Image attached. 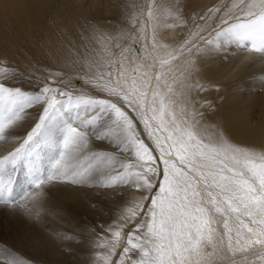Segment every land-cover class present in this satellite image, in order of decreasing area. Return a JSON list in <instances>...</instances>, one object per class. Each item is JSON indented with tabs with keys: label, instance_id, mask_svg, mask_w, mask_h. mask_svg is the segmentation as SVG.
I'll list each match as a JSON object with an SVG mask.
<instances>
[{
	"label": "snow or ice",
	"instance_id": "6c2138e0",
	"mask_svg": "<svg viewBox=\"0 0 264 264\" xmlns=\"http://www.w3.org/2000/svg\"><path fill=\"white\" fill-rule=\"evenodd\" d=\"M123 7L115 25L58 26L59 70L0 63V212L40 222L52 187L89 188L110 222L53 232L87 264H264V145L229 139L201 95L221 87L209 61H264V0ZM0 264L23 260L0 242Z\"/></svg>",
	"mask_w": 264,
	"mask_h": 264
},
{
	"label": "bare ground",
	"instance_id": "6f19581e",
	"mask_svg": "<svg viewBox=\"0 0 264 264\" xmlns=\"http://www.w3.org/2000/svg\"><path fill=\"white\" fill-rule=\"evenodd\" d=\"M126 2L127 0H0V57L5 58L0 63L13 64L24 72L25 77L33 73L59 70L63 66V53L58 51L56 44L58 26L72 28L77 23H84L85 19L102 25L118 24L123 19V5ZM137 2L145 3L150 0ZM183 2L187 11L202 13L213 5L231 3L232 0ZM161 35L167 43L178 38L171 29H162ZM248 61L235 50L221 64L209 61L203 67V74L221 87L219 92L211 90L201 95L207 97L214 105V110L207 113L208 119L219 125L229 139L240 144L261 146L264 145V61L259 60L256 67L260 72L258 76L262 77L263 81L258 87L259 92L246 93L244 99L240 98L242 87L245 88L248 79L252 81L253 78L250 77V72L237 77L232 75L236 65L241 67ZM174 63L178 66L179 59ZM252 69L255 67L250 68V71ZM20 81L19 84L27 83V79ZM250 94L251 102L248 101ZM250 113L254 115L251 116ZM57 195L59 196L58 193ZM87 201L102 205L104 211L99 214V218L90 217L89 209L80 216L81 206L75 213L80 216L76 224L98 226L103 222H110L109 213L116 207L111 199L105 198L102 201L98 197H87ZM73 212L74 210L62 206L63 215H71ZM75 225L65 226V232H78ZM31 232L36 238L37 228H33ZM67 250L70 255H65L69 258H56L54 261L57 264H87L86 245H71Z\"/></svg>",
	"mask_w": 264,
	"mask_h": 264
},
{
	"label": "rangeland",
	"instance_id": "374dc122",
	"mask_svg": "<svg viewBox=\"0 0 264 264\" xmlns=\"http://www.w3.org/2000/svg\"><path fill=\"white\" fill-rule=\"evenodd\" d=\"M145 2V0H144ZM186 12L191 13L190 10ZM193 13V10H192ZM176 36V35H175ZM172 38V36H170ZM212 61H217L221 64L223 59H215ZM259 63V59L249 60L243 66L236 65L233 76L237 77L242 74L250 72L251 81L248 79V83L245 88L242 87L241 99H244L247 95L246 93L259 92L258 87L262 81V77H259L260 72L256 69ZM255 67L250 71V68ZM257 79V80H256ZM20 80L15 81L19 84ZM23 84V83H20ZM28 87V83L23 84ZM249 90H245V89ZM246 91V92H245ZM252 91V92H251ZM252 96L249 95L248 101L251 102ZM256 110L258 107L256 106ZM253 116V113H250ZM7 146L0 145V152H3ZM59 194V196L57 195ZM87 197H98L105 200L106 197L99 196L95 190L89 188H80L67 184H59L52 187L47 196V206L49 214L44 215L40 222H36L27 219L23 216H11L7 212H0V242L6 243L11 246L22 258L23 264H45L43 262H49L48 264H57L54 260L56 258H69L65 254L70 255L68 252V247L71 245H77V243H72L69 241H60L56 239L53 232H65V226H73L79 222L80 216L88 212L89 216L92 218H99V214L103 212L102 205H96V203H89ZM111 199V198H106ZM62 206L68 209L74 210L71 215H63ZM82 206V212L80 216H76ZM58 213L60 215H58ZM75 218V219H74ZM37 228L36 238L32 236V229ZM64 245L63 247L61 245ZM28 246V249H26ZM66 248V249H65Z\"/></svg>",
	"mask_w": 264,
	"mask_h": 264
}]
</instances>
